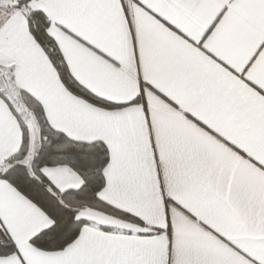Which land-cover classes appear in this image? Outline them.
I'll list each match as a JSON object with an SVG mask.
<instances>
[{
  "label": "snow or ice",
  "instance_id": "snow-or-ice-1",
  "mask_svg": "<svg viewBox=\"0 0 264 264\" xmlns=\"http://www.w3.org/2000/svg\"><path fill=\"white\" fill-rule=\"evenodd\" d=\"M0 264H264V0H0Z\"/></svg>",
  "mask_w": 264,
  "mask_h": 264
}]
</instances>
